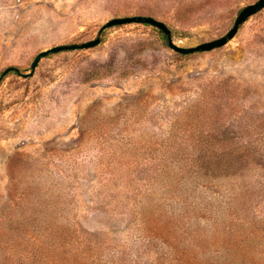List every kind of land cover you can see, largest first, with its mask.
<instances>
[{
	"label": "rangeland",
	"instance_id": "obj_1",
	"mask_svg": "<svg viewBox=\"0 0 264 264\" xmlns=\"http://www.w3.org/2000/svg\"><path fill=\"white\" fill-rule=\"evenodd\" d=\"M254 1L0 0V264H264V7L97 34Z\"/></svg>",
	"mask_w": 264,
	"mask_h": 264
},
{
	"label": "water",
	"instance_id": "obj_2",
	"mask_svg": "<svg viewBox=\"0 0 264 264\" xmlns=\"http://www.w3.org/2000/svg\"><path fill=\"white\" fill-rule=\"evenodd\" d=\"M263 7H264V0H255L252 3H249V4L242 6L240 8V10L237 12L231 27L223 35H221L217 38L211 39V40L200 42V43L193 45V46L176 45L172 41L171 31L168 28V26L164 22H162L161 20H158V19H156L150 15L135 14V15L112 17V18L106 20L100 26L97 34L99 35L100 32L102 30H104L105 28L115 26V25L129 24V23L148 24L150 26H153V27L159 29L165 35L167 46L171 50H173L176 53L186 55V54H191L194 52L209 51V50L223 46L229 39H231L234 36V34L237 32L239 26L249 16L258 12ZM98 35L95 38L87 40L85 42L57 44V45H53L49 48L38 51L30 63L29 72L23 73L22 75H31L33 73L34 68L36 67L38 61L42 57L47 56L49 53H56V52H60V51H64V50L90 48V47L97 45L100 42V38ZM10 70H14L16 72L18 71L17 68L9 66V67H6L4 70H2L1 75L6 74Z\"/></svg>",
	"mask_w": 264,
	"mask_h": 264
},
{
	"label": "trees",
	"instance_id": "obj_3",
	"mask_svg": "<svg viewBox=\"0 0 264 264\" xmlns=\"http://www.w3.org/2000/svg\"><path fill=\"white\" fill-rule=\"evenodd\" d=\"M159 30V29H158ZM160 31V30H159ZM161 32V31H160ZM161 37H162V39H163V41L164 40H166V37H165V35L161 32ZM238 247H241V246H238ZM244 247H242V249H238V251L239 250H242V251H240L241 253H243V256L241 257V260H239L238 258H235L234 260L236 261V263L237 264H248L246 261H245V259H246V256H245V253H244V249L245 250H247L246 248H244ZM237 251V252H238ZM237 252H235L234 254H232V255H236L237 254ZM234 256H232V258L234 257ZM230 261L229 262H231L232 264H235L234 263V260L233 259H229ZM224 264V263H223ZM256 264V263H255Z\"/></svg>",
	"mask_w": 264,
	"mask_h": 264
}]
</instances>
